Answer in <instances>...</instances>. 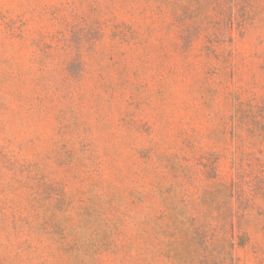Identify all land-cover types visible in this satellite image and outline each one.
Instances as JSON below:
<instances>
[{
	"label": "rangeland",
	"instance_id": "1",
	"mask_svg": "<svg viewBox=\"0 0 264 264\" xmlns=\"http://www.w3.org/2000/svg\"><path fill=\"white\" fill-rule=\"evenodd\" d=\"M0 264H264V0H0Z\"/></svg>",
	"mask_w": 264,
	"mask_h": 264
}]
</instances>
